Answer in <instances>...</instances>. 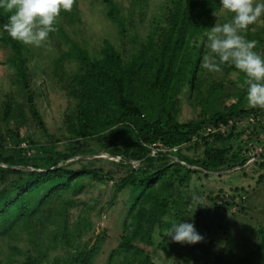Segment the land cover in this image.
Segmentation results:
<instances>
[{
	"label": "trees",
	"instance_id": "1",
	"mask_svg": "<svg viewBox=\"0 0 264 264\" xmlns=\"http://www.w3.org/2000/svg\"><path fill=\"white\" fill-rule=\"evenodd\" d=\"M104 1L108 20L120 27L122 21L117 5L112 0ZM220 10V0H164L152 19L149 33L131 48L128 55L112 44L105 46L100 58H90L86 52L75 48L70 56L78 61L79 69L72 77L68 94L78 102L77 122L62 145H56L52 135L46 133L30 88L26 113L22 109L12 114L8 102H3L1 122L8 118L19 124L32 122L48 136V140L19 138L15 129L5 128L4 134L0 129V240L18 241L22 226L29 230L34 228L30 230L34 232L35 228L40 230L47 207L56 199H62V195L71 192L72 196H77L93 184L112 183L114 192L108 206L124 195L125 213L122 234L110 255L111 264H154L141 245H152L154 227L166 231L173 223L167 217L171 204L180 205V199L175 197V187L184 185L192 174L198 173L191 168L193 166L206 173L222 170L228 162L229 150L226 147L213 149L212 146L226 142L235 131L244 132L234 126L223 135L208 138L203 135L204 127L225 123L228 119L264 115V109L248 107L244 74L234 66L224 65L221 71L223 77L230 72L236 73L242 86L235 88L238 92L233 95H225L233 100L229 104L228 100L224 104H213V98L220 96L217 88L214 87L212 94L199 79L201 59L207 51L204 33L214 26L216 16L213 13L218 15ZM7 20L8 14L0 9V43L12 50L7 63L17 82L26 87L21 43L3 31ZM55 26L59 28L58 22ZM263 33L246 32L247 39L262 43L260 50H257L260 45L255 49L262 56ZM184 93L189 100L194 97V108L200 110L198 118L180 122L177 116ZM255 133L264 135L258 126L251 131V134ZM200 145L207 147L205 161L183 152L194 151ZM102 151L120 157V162L93 158L67 163L75 157ZM171 157L176 162L168 164L166 160ZM261 157L264 159V154ZM102 162L108 167L96 166ZM130 162L141 165L133 166ZM247 162L244 157L239 166L244 168ZM259 167L264 170L263 161ZM84 180L88 182L83 183ZM263 180L264 173L258 177L259 182ZM234 190L232 194L220 190L221 194L208 198L212 205L205 215L216 220L213 225L221 233V243L226 236L240 248L244 241L234 242L227 235V227L222 225L227 210L236 207V201L242 202L243 196L239 193H246L242 187ZM86 221H83V224L87 223L85 229H90V223L88 225ZM179 221L176 217V222ZM62 223V240L70 250L67 256L48 259V253L41 251L37 241H33V246L27 250L18 249L16 245L9 246V250L22 256L19 264H94L105 235H98L91 246L88 241L73 248V237L66 236L65 231L68 219L64 217ZM74 227L75 232L81 229ZM210 239V243L203 240L196 244H181L164 235L160 248L168 256L175 254L190 264H208L209 261L211 264H264V230L259 231L252 246L239 254L225 249L215 251L214 240ZM0 264L5 263L0 260Z\"/></svg>",
	"mask_w": 264,
	"mask_h": 264
},
{
	"label": "rangeland",
	"instance_id": "2",
	"mask_svg": "<svg viewBox=\"0 0 264 264\" xmlns=\"http://www.w3.org/2000/svg\"><path fill=\"white\" fill-rule=\"evenodd\" d=\"M112 1L119 9L122 21L120 27L115 22L108 20L107 4L104 0H75L71 12L61 10L57 21L59 28L56 32L50 33L48 42L40 47L26 46L21 43L20 54L24 57L23 70L27 73L28 84L26 87L21 82H17V78L7 63L9 56L12 55V50L0 43V117L3 102H8L12 114L22 109L26 113V99L30 88L35 107L45 124L46 133L52 135V141L58 146L67 142L72 126L77 122L78 113V102L68 94V91L72 77L79 69V64L70 55L76 48L86 52L90 58H100L102 50L107 44H112L118 51L121 53L123 51L125 55H128L131 48L144 40L149 33L152 19L160 11L164 0ZM217 16L216 21L219 18V22L224 23L230 19L231 14L221 9ZM121 29L122 33H120ZM247 31L254 34L263 33L264 15L250 25ZM1 35L2 30L0 29V37ZM258 45L260 46L257 50H260L262 43ZM198 75L212 94L214 87L217 88V93L220 96L218 99L213 98L215 105L218 102L224 104L227 100V104L233 102L225 95L227 93L233 95L242 87L234 72L223 77L221 71L210 73L202 68ZM232 82H235V85ZM193 99L194 97L189 100L185 93L182 94L178 121L186 122L198 118L200 108H194ZM3 122L0 120V129L3 134L5 128H11L16 130L15 133L19 138L28 139L31 137L40 138L41 141L48 140V136L41 133L32 122L25 121L24 124H19L13 118H8ZM261 137L260 134H251V131L247 129L244 132L235 131L224 143L214 144L213 149L220 150L226 147L229 150L228 162L222 170L216 172L206 173L200 167H191L195 168L198 173L192 174L184 185L179 184L175 187V197L180 199V205L171 204L168 207L169 216L167 218L171 222H176L177 217L182 222L193 223L206 243L211 242L210 238L214 240L215 251L225 249L236 254L244 253L245 248L255 243L259 231L264 230V180L258 181V177L264 173V170L259 167L260 162H264L261 157V154H264V146H262L263 153L258 154V158L253 164L241 168L239 162L245 157V150L249 146L260 144ZM205 149H207L205 145H200L194 151L184 150L183 152L196 160L205 161L207 158L204 153ZM232 154H235L236 157H231ZM93 158L117 163L121 160L120 157H112L102 151L95 155L75 157L67 163L78 161V159L92 160ZM166 161L168 164H172L176 162V159L167 158ZM103 164L104 162L97 163L96 166L108 167ZM130 164L141 165L134 162H130ZM85 182L88 181L84 180L83 183ZM240 187L245 188L246 191V193H239L243 196L242 202L236 201L237 206L228 209L222 221V225L227 227V235L230 239L234 242L244 241L245 244L239 248L234 246L226 236L222 243L219 241L221 233L213 225L216 220L205 215V211L212 205L208 198H213L221 194L222 191L224 194H232L234 189ZM113 192L112 183L108 185L96 183L77 196H72L71 192L62 195V199H56L47 207L48 211L42 218L43 224L40 230L35 228L36 232H34L30 231L34 228L29 230L28 227L22 226L23 231L20 232L18 241L0 240V260L5 264H19L22 256L17 253L13 254L14 252L9 250V246L16 245L18 249L27 250L33 246V241L40 244L42 252L48 253V259H52L54 256H67L70 250L62 240V232H64L62 220L66 217L68 225L65 231L66 236L73 237L72 247L88 241L91 246L96 237L103 233L105 239L94 264H111L110 255L122 234V220L125 213L124 195L119 196L114 205L108 206ZM239 194L238 197H240ZM194 196L198 199L194 200ZM86 220H88V225L90 223V229H85L87 223L83 224V221ZM74 226H80L81 229L75 232ZM164 235H166V231L156 226L152 233V245H141L149 254L151 261L154 264H190L175 254L168 256L160 248ZM211 263L208 262V264Z\"/></svg>",
	"mask_w": 264,
	"mask_h": 264
},
{
	"label": "clouds",
	"instance_id": "3",
	"mask_svg": "<svg viewBox=\"0 0 264 264\" xmlns=\"http://www.w3.org/2000/svg\"><path fill=\"white\" fill-rule=\"evenodd\" d=\"M75 0H0V9L8 14L3 31L26 46L40 47L48 42L61 10L71 12ZM221 9L231 17L224 23L219 18L205 31L206 49L201 68L210 73L222 66H234L244 74L246 102L250 108L264 109V56L255 49L258 42L246 37L247 29L264 15V0H220ZM217 16V13H213ZM218 17V16H217ZM193 199H198L193 197ZM166 235L176 243L196 244L203 241L193 223L173 222Z\"/></svg>",
	"mask_w": 264,
	"mask_h": 264
},
{
	"label": "built area",
	"instance_id": "4",
	"mask_svg": "<svg viewBox=\"0 0 264 264\" xmlns=\"http://www.w3.org/2000/svg\"><path fill=\"white\" fill-rule=\"evenodd\" d=\"M237 126L238 129L250 130L252 131L255 127H260L264 131V115L258 114L255 117L248 116L247 118L238 119H228L225 123L220 122L216 125H209L204 127L203 135L210 138L213 135H223L232 127ZM262 141L260 144L255 146H249L245 151V157L248 159V164H253L258 158V154L262 153V146L264 145V135L261 137ZM173 152L176 149H172ZM153 155V154H152Z\"/></svg>",
	"mask_w": 264,
	"mask_h": 264
}]
</instances>
